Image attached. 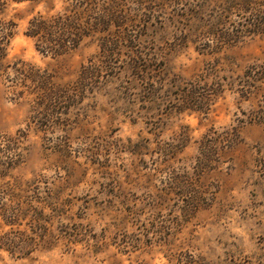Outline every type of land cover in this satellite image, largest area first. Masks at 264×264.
I'll list each match as a JSON object with an SVG mask.
<instances>
[{
  "label": "rangeland",
  "instance_id": "rangeland-1",
  "mask_svg": "<svg viewBox=\"0 0 264 264\" xmlns=\"http://www.w3.org/2000/svg\"><path fill=\"white\" fill-rule=\"evenodd\" d=\"M67 1L5 11L0 264H264V0H104L105 62L24 34Z\"/></svg>",
  "mask_w": 264,
  "mask_h": 264
},
{
  "label": "trees",
  "instance_id": "trees-1",
  "mask_svg": "<svg viewBox=\"0 0 264 264\" xmlns=\"http://www.w3.org/2000/svg\"><path fill=\"white\" fill-rule=\"evenodd\" d=\"M25 1L41 0H0V70L6 55L5 48L15 28V22L6 17L5 11L11 4ZM110 11L108 3L104 0H68L61 11L51 14L38 12L32 15L28 19L24 34L34 40L36 49L53 54L70 51L87 37H97L101 48L99 62H105L113 55V49L108 47L112 41L110 37H113L109 27L114 18L119 16ZM81 73V79L90 76V72L84 67ZM4 213L3 209V215ZM2 218L7 225L18 224V209L10 210V214ZM10 244L2 243L1 246L10 249Z\"/></svg>",
  "mask_w": 264,
  "mask_h": 264
}]
</instances>
